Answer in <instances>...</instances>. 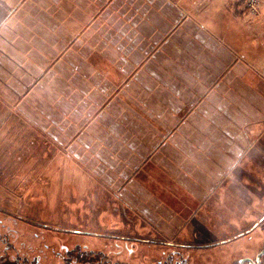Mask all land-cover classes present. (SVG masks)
I'll return each mask as SVG.
<instances>
[{
  "label": "crops",
  "instance_id": "0c3cea01",
  "mask_svg": "<svg viewBox=\"0 0 264 264\" xmlns=\"http://www.w3.org/2000/svg\"><path fill=\"white\" fill-rule=\"evenodd\" d=\"M199 8L198 0H0L4 143L45 140L53 155L110 176L104 183L127 207L133 170L161 158L182 173L197 155L205 195L196 198H209L264 123V78L222 39L223 27L216 37L196 17Z\"/></svg>",
  "mask_w": 264,
  "mask_h": 264
},
{
  "label": "rangeland",
  "instance_id": "374dc122",
  "mask_svg": "<svg viewBox=\"0 0 264 264\" xmlns=\"http://www.w3.org/2000/svg\"><path fill=\"white\" fill-rule=\"evenodd\" d=\"M198 6L196 17L216 37L223 27L222 39L264 78V12L246 18L234 0ZM259 105L264 111V99ZM249 134L239 166L209 198H196L203 187L197 155L184 160L182 173L158 158L124 179L128 207L104 183L110 176L53 155L45 140L7 144L0 136V264H233L255 257L264 247V123Z\"/></svg>",
  "mask_w": 264,
  "mask_h": 264
},
{
  "label": "built area",
  "instance_id": "2783aa9c",
  "mask_svg": "<svg viewBox=\"0 0 264 264\" xmlns=\"http://www.w3.org/2000/svg\"><path fill=\"white\" fill-rule=\"evenodd\" d=\"M204 2H212L213 0H202ZM241 10L246 18H257L264 6V0H239Z\"/></svg>",
  "mask_w": 264,
  "mask_h": 264
},
{
  "label": "flooded vegetation",
  "instance_id": "af4514ba",
  "mask_svg": "<svg viewBox=\"0 0 264 264\" xmlns=\"http://www.w3.org/2000/svg\"><path fill=\"white\" fill-rule=\"evenodd\" d=\"M262 204H264V202H262ZM263 249H264V247L257 253V255H259ZM257 255H255V257H253V258L242 257V258L238 259L236 262H234L233 264H264L263 258H262L263 257L262 255H264V252L262 254H260L258 259H257ZM242 259L244 261H242V263H240ZM247 259L250 261H248ZM102 264H106V263L102 262ZM116 264H119V263H116ZM126 264H130V263H126Z\"/></svg>",
  "mask_w": 264,
  "mask_h": 264
},
{
  "label": "clouds",
  "instance_id": "9594fccd",
  "mask_svg": "<svg viewBox=\"0 0 264 264\" xmlns=\"http://www.w3.org/2000/svg\"><path fill=\"white\" fill-rule=\"evenodd\" d=\"M241 156H242V154H238L237 157H236V159L233 160V162H232V167L233 168L239 166V162H240Z\"/></svg>",
  "mask_w": 264,
  "mask_h": 264
},
{
  "label": "water",
  "instance_id": "95a60500",
  "mask_svg": "<svg viewBox=\"0 0 264 264\" xmlns=\"http://www.w3.org/2000/svg\"><path fill=\"white\" fill-rule=\"evenodd\" d=\"M263 252H264V249L261 251V253H260V254H262ZM260 254H259V255H257V259L259 258ZM247 260H248V259H247ZM242 261H244V260L242 259L240 263H242ZM248 261H250V260H248Z\"/></svg>",
  "mask_w": 264,
  "mask_h": 264
}]
</instances>
